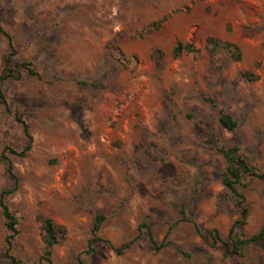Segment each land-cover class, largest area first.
I'll list each match as a JSON object with an SVG mask.
<instances>
[{
    "label": "rangeland",
    "instance_id": "obj_1",
    "mask_svg": "<svg viewBox=\"0 0 264 264\" xmlns=\"http://www.w3.org/2000/svg\"><path fill=\"white\" fill-rule=\"evenodd\" d=\"M0 27V73L13 46L14 63L41 75L3 82L0 103V191L13 186L5 145H31L10 155L19 183L7 198L23 264H264L258 246L230 258L213 238L229 241L240 218L220 148L239 146L264 171V0H0ZM208 37L237 44L241 60L225 49L211 58ZM178 42L200 51L174 57ZM221 111L237 129L222 126ZM241 189L250 211L240 231L252 235L264 224V183ZM99 215L107 242L89 253ZM43 218L67 229L50 261ZM7 235L0 208V264Z\"/></svg>",
    "mask_w": 264,
    "mask_h": 264
},
{
    "label": "trees",
    "instance_id": "obj_2",
    "mask_svg": "<svg viewBox=\"0 0 264 264\" xmlns=\"http://www.w3.org/2000/svg\"><path fill=\"white\" fill-rule=\"evenodd\" d=\"M175 11H180L177 9ZM171 14H166L161 19L153 22L147 32L152 30L159 29L164 22L170 18ZM0 31L6 33L1 27ZM207 48L211 58H213L221 50H227L232 58L236 61H240L242 58V52L240 47L230 41H222L215 37L207 38ZM200 50L195 48L192 43H183L178 42L173 49V56L180 57L184 52L193 53L199 52ZM123 53V52H120ZM159 53V56H158ZM17 54L16 48L12 46L11 52L4 57L5 65L0 73V103L8 105L5 92L3 90V82L7 80L19 81L22 79L23 70H27L30 74L41 76L32 66L30 62H16L14 63V58ZM163 52L159 49H156L153 53V59L160 63V57ZM242 75L250 80H253L254 74L250 71H243ZM19 122H21L27 134H29V126L23 120L21 115L17 116ZM220 122L223 127L230 131H234L238 127V122L230 115L221 111ZM31 145L29 144L24 150L18 151L9 145H5L2 157L5 161V171L13 184L10 188H5L0 191V208H2L3 216L5 219V225L8 230V235L6 237L4 256L7 259V264H23L22 260L19 259L16 255L12 253V245L16 236L19 234L18 229V219L15 213L11 210L7 204V198L10 197L18 188L19 177L15 171L13 161L10 155H15L17 157H25L30 151ZM220 152L223 154L227 166L225 171L222 174V182L228 193L232 194L235 198V205L239 211L240 218H238L229 230V241H223L221 235L217 230L213 232V238L215 241H221L225 245V256L234 258L241 255V252L244 248H249L253 245L258 246L264 252V224L261 229L252 235H246L240 231L241 227L247 223L249 217V207L247 205V198L244 191L249 186L250 179L257 178L263 181L264 183V171L254 166L249 157L245 155L241 148L237 145L232 147H221ZM105 216L99 215L95 218V223L92 229L93 237L90 241V247L88 252L92 253L95 251L94 245L99 244L100 242H107L99 236L102 224L105 221ZM43 231H44V242H45V256L50 261V257L53 253V248L56 244L67 238V229L64 225L58 224L52 218H43ZM169 243L162 242L160 245H155L156 249H161L166 247ZM130 245V244H129ZM126 245L117 251L122 253V251L129 247ZM75 264H85L83 261H79Z\"/></svg>",
    "mask_w": 264,
    "mask_h": 264
}]
</instances>
